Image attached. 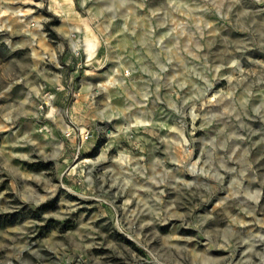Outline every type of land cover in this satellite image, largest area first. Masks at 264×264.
<instances>
[{"label":"rangeland","instance_id":"obj_1","mask_svg":"<svg viewBox=\"0 0 264 264\" xmlns=\"http://www.w3.org/2000/svg\"><path fill=\"white\" fill-rule=\"evenodd\" d=\"M0 264H264V0H0Z\"/></svg>","mask_w":264,"mask_h":264},{"label":"bare ground","instance_id":"obj_2","mask_svg":"<svg viewBox=\"0 0 264 264\" xmlns=\"http://www.w3.org/2000/svg\"><path fill=\"white\" fill-rule=\"evenodd\" d=\"M95 44V39L94 37H92L91 35L89 34H86L85 35V45H86V48L87 50H91V48L94 46Z\"/></svg>","mask_w":264,"mask_h":264}]
</instances>
